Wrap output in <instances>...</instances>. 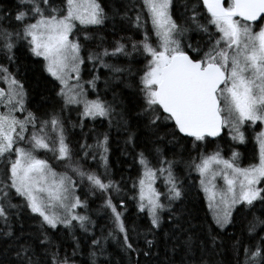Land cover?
<instances>
[{
  "label": "snow or ice",
  "instance_id": "6c2138e0",
  "mask_svg": "<svg viewBox=\"0 0 264 264\" xmlns=\"http://www.w3.org/2000/svg\"><path fill=\"white\" fill-rule=\"evenodd\" d=\"M173 7V0H139V5H125L123 12L118 7L111 8L113 18L120 16L132 27L142 30L143 38L140 41L128 38L131 52L127 50V43L116 41L111 51L107 48L88 51L86 56L81 54L83 45L74 38L75 33L84 31L87 40L88 26H102L109 19L101 0H60L58 6L53 0H18L14 16L11 10L0 8V56L7 62L0 63V81L7 85L0 88V239L7 245L4 252L14 254L15 264H41L34 258L36 254L24 239L23 231L17 235L13 230L11 221L13 217L19 219L22 209L38 217L42 227L46 225L53 230L62 226L71 232L79 227L87 233L93 223L88 215L76 211L88 207L87 200L76 195L77 182L67 171L54 170L47 159L36 155L39 151L51 152L57 161L67 162L66 166L81 182L87 181L86 195L100 193L102 207L111 213L114 231L122 235L123 250L139 251L131 242L124 213L118 210L124 208V201L117 205L109 195L119 193L121 188L107 178V134L97 139L95 146L80 145L85 158L91 155L95 160L99 155L104 173L85 171L78 164L72 166L73 150L62 121L55 114L40 120L28 111L25 86L17 79V74L9 70V65L16 63V50L21 41L34 57L43 59L44 71L59 82L56 95L63 99L64 106L82 108L81 126L85 118H106L114 111L99 95L96 99L87 98L80 83L81 66L86 60L94 66L98 62L114 73L127 72L135 76L131 67H115L104 60L119 55L131 57L133 53L143 55L146 61L138 70L142 74L137 88L143 101L138 115L146 116L148 124L154 128L170 125L174 141L192 138L195 148L197 142L219 137L227 128L232 141L245 144V125L264 124V0H195L190 8L185 6V12L190 15L182 18L183 22L174 19ZM130 11L135 15L129 16ZM149 22L155 45L150 42L152 37L146 27ZM190 27L208 35L206 51L191 44L186 48L182 46L179 37ZM73 76L75 83L70 84ZM98 79L93 76L86 83L95 90ZM25 112L23 119L18 117L17 113ZM254 139L258 151L253 159L258 162L246 167L240 166L241 154L237 151H232L228 159L219 151L201 153L187 164L189 169L199 173L209 211L221 229L232 223L237 205L248 209L257 203L264 206V128ZM127 142H132L131 135ZM155 152V163L143 151L136 154L140 171L132 184L134 195L129 198L136 201L139 213H147L150 231L161 227V212L166 208L164 201L171 211L172 202L180 200L184 194L173 172L176 161L167 159L159 147ZM217 177L224 182L220 190L215 184ZM161 178L164 191L156 187ZM14 197H19L21 202L13 203ZM257 228L264 231V219L253 216L249 235L256 233ZM257 235L258 240L251 247L239 240L233 243L236 264H264V235ZM108 237L116 238L109 231L107 237L92 239L91 264H97L98 252L104 254ZM209 238L215 244L216 237L209 233ZM153 243L146 240L149 248ZM40 244L46 246L44 264H74L72 257L76 255L79 242L72 256L66 251L61 255L59 247L54 246L47 235ZM185 248L186 256L193 254L191 237L185 241ZM143 254L149 255L148 252ZM0 264L5 262L0 261ZM183 264H195V261L186 259Z\"/></svg>",
  "mask_w": 264,
  "mask_h": 264
},
{
  "label": "trees",
  "instance_id": "16d2710c",
  "mask_svg": "<svg viewBox=\"0 0 264 264\" xmlns=\"http://www.w3.org/2000/svg\"><path fill=\"white\" fill-rule=\"evenodd\" d=\"M191 7L195 0H185ZM18 0H0V8L11 10V15L15 14V5ZM109 14V19L102 26H88L86 34L89 39L85 40V32L77 31L75 35L83 45L82 55L86 56L88 51H102L107 48L112 50L116 41L128 44V51L131 52L130 41H140L143 38L142 30L132 27V25L120 18L112 17L110 11L113 7L120 8L124 11L125 5L133 3L139 5V0H101ZM60 0H53V4L58 6ZM173 15L178 20V13L181 10V2L173 0ZM129 16H134L135 12L130 11ZM4 23H7L5 21ZM13 26L16 22L12 21ZM149 30L151 43L155 45L156 38L151 33L150 22L146 25ZM213 31V29H212ZM121 37L124 39L121 40ZM208 40V36H207ZM207 49L204 48L203 51ZM187 50V49H186ZM190 54L194 55V53ZM105 63L120 68L131 67L135 76L127 72L117 74L109 68L99 66L97 62L85 61L81 66V72L84 77V86L87 96L96 99L97 95L111 104L114 111L110 117L83 120L81 126L80 106H64L63 99L56 95L59 91V83L55 81L43 69L44 61L42 58L34 57L28 50L26 44L21 41L16 50V63L9 65V70L17 74L25 86L26 101L25 107L28 111L33 112L40 120L48 119L55 114L62 121L65 135L73 150L72 166L77 164L85 171H95L97 174L105 172L103 162L100 161L99 155L91 163L89 160L92 156L86 158L80 148L81 144L96 145L97 139H103L104 134L108 136V153H107V173L108 179L116 182L121 191L119 193L111 192L113 202L119 205L124 201V208H118L124 213L123 220L129 230V236L133 247L139 251L126 252L121 247L122 235L114 231V225L111 219V213L102 207L103 197L100 193L90 195L88 193L87 181L81 182L80 177L76 176L67 162L54 164L46 155L49 153H40L43 158L60 171H67L77 182L76 194L81 200H87V209L79 208L76 211L80 214L88 215L93 222L90 224L87 233L81 231L79 227L74 228L71 232L59 226L57 229H49L46 225L41 226L38 217L29 213L27 209H22L19 219L13 217L11 223L13 230L17 235L24 233L26 239L35 252V259H39L41 264L45 260V245L40 244V240L47 235L54 246H58L61 255L65 251L72 256L76 242H79V248L76 255L72 257L74 264H91L89 252L93 249L90 247L92 239L107 237L109 231L113 232L116 238L108 237L105 243V252L97 255V264H183L188 260H194L195 264H236V258L232 251V245L236 240L241 241L243 245L251 247L258 240V235H264L261 228L256 229V233L249 235L248 227L253 216L264 219V206L257 203L254 208L248 209L244 206L237 205L233 211L232 223L224 229L219 228L214 220L212 213L209 211L207 200L203 190L200 187L198 172L189 168H182L179 173V167L175 163L173 167L174 175L178 183L182 186L183 196L180 200L171 204L169 211L167 201H164L166 208L161 212V227L150 231L151 224L147 213H139L136 207V201L129 199L134 195L132 184L137 178L140 166L136 160V154L144 152L145 155L155 163V149L159 147L164 156L169 160L178 159L181 164L185 165L192 158L197 157L200 152L192 148L191 139H180L178 142L173 140L170 135V125H160L154 128L148 124L146 116L138 115L143 103L137 85L139 81V69L143 68L146 63L143 55L133 53L131 57L119 55L116 57L104 58ZM0 63H7L0 56ZM93 76H98L95 81V90H93L86 81ZM0 86L4 83L0 81ZM27 114V113H26ZM111 121V123H109ZM129 135L132 136V142L128 143ZM251 139L250 134L248 133ZM220 141L227 140L225 133L219 137ZM229 140V139H228ZM171 141V142H170ZM214 143L215 141H210ZM245 149H256L248 141L244 146ZM243 146L239 145L238 150ZM91 151V150H89ZM252 160L250 163H254ZM199 162V161H197ZM247 165V164H246ZM176 166V168H175ZM184 169V170H183ZM162 178L158 179L157 188L160 191L165 190L162 184ZM13 203H20L19 197L13 198ZM2 227V225H0ZM209 233L216 237L215 244L209 238ZM75 237V239L73 238ZM191 237L193 245V254L186 256L185 241ZM6 239V238H5ZM146 240H152L154 243L151 248L146 244ZM23 242V241H22ZM6 243L0 239V261L7 264L12 261L15 264V257L12 252L5 253ZM148 252L145 256L143 253Z\"/></svg>",
  "mask_w": 264,
  "mask_h": 264
},
{
  "label": "rangeland",
  "instance_id": "374dc122",
  "mask_svg": "<svg viewBox=\"0 0 264 264\" xmlns=\"http://www.w3.org/2000/svg\"><path fill=\"white\" fill-rule=\"evenodd\" d=\"M179 1L182 4H181L180 12H177L178 13L177 16H178V21L179 22H183L182 18L186 17L187 15H190V12H187V13L185 12V6L187 5L188 8H190L189 7L190 5L185 0H179ZM173 17H174V15H173ZM174 19H176V18L174 17ZM201 22H203V21H201ZM184 26L185 27H189L187 24H185ZM213 31H214V29H213ZM207 36L208 35H206L203 32H200L199 30H196L194 27H190L189 31H187L183 37H179V39L181 40L182 46H185V48H186L187 44H191L194 48H200V49L203 50L204 48H206L208 46L209 37H208V40H207ZM74 38H77V36L75 35ZM206 50L207 49H205L204 51H206ZM80 76H81L80 83L83 84V86H84L85 84L83 83L84 82V77L82 75V72L80 73ZM69 83L70 84L75 83V77L74 76H73V79ZM6 87H7L6 84H4V87L0 86V88H6ZM84 89H85V92L87 94L85 86H84ZM87 98L88 99H92L91 97H88V96H87ZM0 110H2V109H0ZM17 115H18L19 118L23 119L24 116L26 115V112L25 113H17ZM262 128H264V124H261L260 122H257V124H255V125L246 124L245 125V135H246V138H247V142L248 141L251 142V140L249 138V135H248V133H249L251 138H252V141H254V144L256 145V142H255V139H254L255 134L257 132L261 131ZM228 131L229 130L227 128H225V138L227 139L225 141L216 140L214 143H212L209 140H207L204 143L197 142V147H195V148L193 147V143H192V148L197 149L200 152V154L203 153L205 155L211 154V153L216 152V151H219L221 156H223L225 159L230 158L232 151H237V152H239L241 154L240 155V159H239L240 166L241 167L248 166L249 164H251L250 162H252V160H253V156H254L253 150L251 151V149H249V148L248 149L244 148V146L246 145L247 142L245 144H239L237 142L232 141L230 136L228 135ZM239 145L243 146L242 150H238L239 149ZM255 148H256V152H257L258 151L257 146H255ZM41 152L42 153H49L46 156L49 159H51L54 164H58L59 163V161H57L54 158V156H53V154L51 152L39 151V152L36 153V155H38L42 159H46V158H43L40 155ZM90 159H92V160H89V161L91 163H93L94 159L92 157ZM175 161H176L177 165H181L179 167V173H177V175L180 176V174L182 173V171H181L182 168H184V169L188 168L187 167L188 163H185V165H183L184 163L181 164V162L178 159H176ZM48 162H49V160H48ZM255 162H258V161L256 160ZM52 167L57 172H63V171H60L57 168H55L53 165H52ZM175 168H176V166H175ZM198 175H199V173H198ZM199 179H200V176H199ZM157 183H158V180L156 182V187H157ZM162 184H164L163 180H162ZM215 184H216L217 190H220V189H222L224 187V182H223L222 178L217 177V179L215 181ZM204 196L206 198V194L205 193H204ZM206 200H207V198H206ZM207 203H208V200H207Z\"/></svg>",
  "mask_w": 264,
  "mask_h": 264
},
{
  "label": "water",
  "instance_id": "95a60500",
  "mask_svg": "<svg viewBox=\"0 0 264 264\" xmlns=\"http://www.w3.org/2000/svg\"><path fill=\"white\" fill-rule=\"evenodd\" d=\"M223 133H224V130L222 131V133H221V135H220L219 137H221V136L223 135ZM219 137H216V138H208V139H210V140H215V139H217V138H219ZM190 139H192V138H190Z\"/></svg>",
  "mask_w": 264,
  "mask_h": 264
},
{
  "label": "bare ground",
  "instance_id": "6f19581e",
  "mask_svg": "<svg viewBox=\"0 0 264 264\" xmlns=\"http://www.w3.org/2000/svg\"><path fill=\"white\" fill-rule=\"evenodd\" d=\"M224 133H225V129H224ZM223 133V134H224ZM188 139H190V138H188ZM219 138H217V139H215V140H210V139H208L209 141H216V140H218ZM251 143V142H250Z\"/></svg>",
  "mask_w": 264,
  "mask_h": 264
},
{
  "label": "flooded vegetation",
  "instance_id": "af4514ba",
  "mask_svg": "<svg viewBox=\"0 0 264 264\" xmlns=\"http://www.w3.org/2000/svg\"><path fill=\"white\" fill-rule=\"evenodd\" d=\"M251 140V144L254 146V148H255V144H254V141H252V138L250 139ZM256 149V148H255Z\"/></svg>",
  "mask_w": 264,
  "mask_h": 264
}]
</instances>
